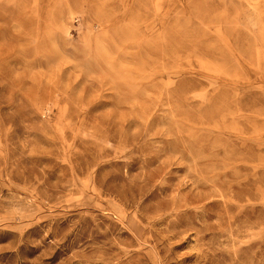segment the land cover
I'll return each mask as SVG.
<instances>
[{"label":"rangeland","instance_id":"1","mask_svg":"<svg viewBox=\"0 0 264 264\" xmlns=\"http://www.w3.org/2000/svg\"><path fill=\"white\" fill-rule=\"evenodd\" d=\"M0 264H264V0H0Z\"/></svg>","mask_w":264,"mask_h":264}]
</instances>
